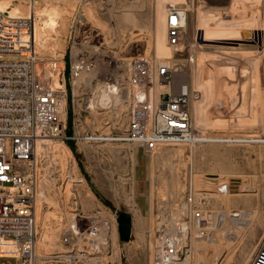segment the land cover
Masks as SVG:
<instances>
[{"label":"rangeland","instance_id":"obj_1","mask_svg":"<svg viewBox=\"0 0 264 264\" xmlns=\"http://www.w3.org/2000/svg\"><path fill=\"white\" fill-rule=\"evenodd\" d=\"M245 1L177 0L175 4L187 10V26L181 52H176L166 37L170 4L166 0H38L35 7H30V0H0V13H35L37 50L46 61L66 57V132L77 138L70 139L74 149L59 138H49L58 148L36 149L34 163L40 176L36 211L43 252L64 249L60 238L76 198L85 214L99 210L112 216L127 210L133 215L130 241L121 242L115 227L104 264H152L159 229L170 232L191 216L186 208L190 185L212 190L228 181L232 184L229 194L205 195L212 223L222 208L241 215L237 220L228 218L220 231L210 234L217 250L206 263H252L264 234V0ZM243 8L251 10L255 22L237 21ZM207 14L229 25L226 39L200 33L199 17ZM242 26L247 34L241 33ZM144 53L174 56L182 71L177 74L178 83L187 82L204 91L197 111V104L193 107L196 124L225 141L170 145L148 153L134 144L87 143L79 138L85 131L125 129L128 117L123 99L104 105L98 94L110 75L124 74L121 62ZM83 54L94 67L79 79H71L70 62ZM256 71L259 94L254 102ZM251 115L259 118L258 125ZM242 121L250 123L243 125ZM206 245L197 244L186 264H203L200 253ZM9 247L7 255L19 254L14 246ZM0 264H16V259L0 258Z\"/></svg>","mask_w":264,"mask_h":264},{"label":"built area","instance_id":"obj_2","mask_svg":"<svg viewBox=\"0 0 264 264\" xmlns=\"http://www.w3.org/2000/svg\"><path fill=\"white\" fill-rule=\"evenodd\" d=\"M37 1L30 0V7ZM167 13L168 42L176 52H181L187 10L170 3ZM36 24L35 13H0V247L10 245L19 251L18 255L0 254V258H14L16 264H104L114 228L118 229V211L112 216L99 210L85 214L76 198L60 238L64 249L48 253L39 244L36 205L40 176L34 163L37 139L59 138L68 142L77 136H67V120L60 117L67 99L66 57L46 61L48 58L39 54ZM119 65L124 74L110 75L103 87L112 96L123 99L127 125L121 132L85 131L79 136L83 141L134 144L153 153L164 146L226 140L196 124L193 107L202 99L203 92L187 82L178 83L176 77L182 71L173 57L144 53ZM91 66L94 63L86 54L75 62L71 60V79H77ZM262 139L264 142V136ZM70 178L73 179L72 174ZM231 185L222 181L210 190L191 184L186 195L191 216L178 224L174 232L159 229L152 264H186L197 244H208L213 237L210 234L220 231L228 218L237 220L238 211L222 208L216 211L213 224L205 196L211 192L229 194ZM251 264H264V234Z\"/></svg>","mask_w":264,"mask_h":264},{"label":"bare ground","instance_id":"obj_3","mask_svg":"<svg viewBox=\"0 0 264 264\" xmlns=\"http://www.w3.org/2000/svg\"><path fill=\"white\" fill-rule=\"evenodd\" d=\"M166 1H168V3H176L177 2V0H166ZM251 1H255V0H251ZM257 1H259V0H257ZM244 2V1H243ZM247 2H248V0H247ZM246 1H245V3H247ZM249 2H250V0H249ZM257 4V6H258V3H256ZM35 7V6H34ZM247 8H249V7H247ZM257 9V8H256ZM249 11H251V10H249L248 9V11H244V8H243V10H240L239 11V13H237V15H236V18H237V21L241 24V23H249V22H255V16H254V14H251ZM237 12V11H236ZM166 13H167V9H166ZM238 14H240V15H238ZM249 14H251V15H249ZM167 18H168V13L166 14V28H167ZM199 21H200V27H199V29H201V31H200V33L201 34H204V33H206L209 37H211L212 39H220V40H222V39H226L227 37H228V31H229V25H223V24H220V23H218L217 22V20H216V17L215 16H210V15H205V16H203V15H200V17H199ZM186 26H187V23H186ZM246 27L245 26H242L241 27V33L242 34H247V31H246V29H245ZM166 37H167V35H166ZM167 47H168V50L171 52V54H173V52H172V50H171V47L170 46H168V44H167ZM167 58H172V57H169V56H166ZM174 57V56H173ZM161 58V57H160ZM77 59V58H76ZM203 62V61H202ZM97 63V62H96ZM203 67V66H202ZM220 68V67H219ZM225 67H222V69L220 70L221 71V73L223 72V71H225V69H224ZM207 69V68H206ZM203 70L204 71H206L205 69H204V67H203ZM219 70V69H218ZM86 71V70H85ZM85 71H83L81 74H80V76H79V78L81 77V75L85 72ZM223 74V73H222ZM200 77V76H199ZM78 78V79H79ZM225 83V82H224ZM254 83H256V84H254V86H255V93H254V90L252 91V93H253V96H252V99H253V101L254 102H256L255 100H258L257 98H258V94H259V76H258V72L256 71V74H255V80H254ZM199 86V85H198ZM253 86V87H254ZM61 87V86H60ZM101 87V92H100V94H98L99 95V102H101V103H104V105L105 104H109L112 100H114V102H119L120 101V97H117V96H112V94H110L109 92H107L105 89H104V87L103 86H100ZM99 87V88H100ZM200 87V86H199ZM201 90H202V88H200ZM224 89H225V87H224ZM203 91V90H202ZM251 91V90H250ZM251 93V92H250ZM254 97V98H253ZM203 98H204V91H203V96H202V99L197 103V106H195L196 107V111H197V108L200 106V103L202 102V100H203ZM122 99V98H121ZM255 99V100H254ZM123 101V100H122ZM122 101H120V102H122ZM252 101V102H253ZM94 102V101H93ZM253 102V104L255 105V103ZM65 103H66V101H64L63 102V105H62V119H66V114H65V112H66V110H65ZM114 104V103H113ZM248 104H250V103H248ZM103 105V104H102ZM110 105V104H109ZM109 105H107V106H109ZM116 105V104H115ZM252 105V104H251ZM254 105L252 106L253 108H254ZM100 106V105H99ZM101 107V106H100ZM250 107V106H249ZM252 109V108H251ZM253 110H255V109H253ZM253 112V114H254V112L256 113V111H251V113ZM250 113V112H249ZM256 115V114H255ZM257 115H259L260 116V114L257 112ZM246 116V115H245ZM245 116H243V117H245ZM249 116V115H248ZM252 116V115H251ZM251 116L249 117V118H251ZM242 116L240 115V118H241ZM248 118V119H249ZM252 118H253V122L256 124V125H258L259 123H260V120H259V118H257V117H254V116H252ZM244 121H246V120H244ZM244 121H242V124L244 125V123H246V122H244ZM241 122V121H240ZM250 122H248V123H246V124H249ZM236 124V123H235ZM240 125H241V123H239ZM252 124V123H251ZM237 125V124H236ZM253 126H254V124H252ZM50 140H52V139H49V138H43V137H39L38 139H37V142H36V146H37V150H41V149H50L51 147H52V149H53V147L55 148H58L59 146H57L56 144H51L50 143ZM63 146V145H62ZM64 146L66 147V150L68 151V152H71V150H70V148L68 147V145L67 144H64ZM47 153H48V151H47ZM174 184V183H173ZM241 215V214H240ZM170 225V224H169ZM172 225H174V224H172ZM172 225H171V227H172ZM177 225V224H176ZM174 227H176V226H173L172 227V230H173V228ZM170 228V227H169ZM177 228V227H176ZM171 230V231H172ZM170 231V230H169ZM170 231V232H171ZM175 231V230H174ZM214 233H216V231L214 232ZM229 235H231L232 234V232H229L228 233ZM209 241V243L204 247V251H202V253H200L201 254V258H203V264H207L206 262H207V258H208V256L210 255V254H212V253H215V251L217 250L216 248H217V245L215 244V238H211V239H209L208 240ZM10 245H4V244H2L1 245V247H0V254H5V255H7L8 254V249L10 248L9 247ZM207 246H209V247H207ZM155 251V250H154ZM200 259V258H199ZM200 262H201V260H200ZM199 262V263H200ZM197 263V262H196Z\"/></svg>","mask_w":264,"mask_h":264},{"label":"water","instance_id":"obj_4","mask_svg":"<svg viewBox=\"0 0 264 264\" xmlns=\"http://www.w3.org/2000/svg\"><path fill=\"white\" fill-rule=\"evenodd\" d=\"M94 191H98L94 188ZM117 222L120 241L125 243L130 241L133 233V215L127 210L117 212Z\"/></svg>","mask_w":264,"mask_h":264},{"label":"trees","instance_id":"obj_5","mask_svg":"<svg viewBox=\"0 0 264 264\" xmlns=\"http://www.w3.org/2000/svg\"><path fill=\"white\" fill-rule=\"evenodd\" d=\"M71 132H72V130L70 128L69 129V133L71 134ZM67 143L71 146L72 149H74V146H73L72 142H70V140Z\"/></svg>","mask_w":264,"mask_h":264}]
</instances>
